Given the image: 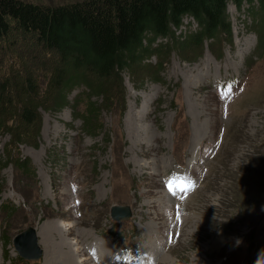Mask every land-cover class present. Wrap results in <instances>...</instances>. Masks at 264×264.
Returning a JSON list of instances; mask_svg holds the SVG:
<instances>
[{"label":"rangeland","instance_id":"obj_1","mask_svg":"<svg viewBox=\"0 0 264 264\" xmlns=\"http://www.w3.org/2000/svg\"><path fill=\"white\" fill-rule=\"evenodd\" d=\"M259 8L258 1L239 9L230 0L232 40L224 32L212 48L210 38L194 47L191 33L201 26L186 16L173 29L176 49L165 61L157 50L167 38L152 42L148 35L142 46L149 51L140 47L118 75L102 81L89 71L92 86L81 81L61 93L46 91L44 72L62 64L73 73L72 56L50 49L44 68L38 63L48 48L34 32L0 37V74L9 77L15 105L32 99L19 87L26 68L41 85L40 127H12L11 119L0 130V264H76L73 254L78 264H264ZM116 203L129 204L132 216L114 220ZM57 220L61 228L53 230ZM29 225L41 247L40 230L48 239L38 259L20 257L14 245Z\"/></svg>","mask_w":264,"mask_h":264},{"label":"trees","instance_id":"obj_2","mask_svg":"<svg viewBox=\"0 0 264 264\" xmlns=\"http://www.w3.org/2000/svg\"><path fill=\"white\" fill-rule=\"evenodd\" d=\"M229 1L83 0L46 6L21 0H0V37H10L12 32L19 28L25 33L34 32L39 44L48 48L47 54L41 56L38 63L44 68L46 59L52 56L50 49L58 52L64 59L72 56V68L75 70L73 73L69 67H63L62 64L46 69L44 72L48 76L46 91L56 88L61 93L66 86L79 85L81 81L92 86L89 71L102 81L118 75L129 66L131 61L136 60V53L140 47L143 48L142 42L148 35L151 36L152 42L161 37L167 38V41L161 42L164 47L157 50L159 59L164 56L165 61L172 50L176 49L177 42L173 29L182 25L186 16L193 17L201 26L200 29H195L191 33L195 36L194 47L201 48L204 45V39L210 38L212 48V42L217 41L214 40L215 37L217 35L223 37L224 32L230 34L232 40V22L227 12ZM231 1L239 9L242 8L244 1L250 5L258 1L260 8L253 11L254 17H257L258 22L260 17L262 21L264 20V0ZM258 12L261 14L260 17L256 14ZM255 21L256 19L254 23ZM186 36L189 37V35ZM258 44L264 45V37L259 39ZM143 50L146 51L145 48ZM220 54L222 52H217L219 57ZM17 56L21 55L18 53ZM38 58L34 57V59ZM81 67L84 70L79 72ZM13 71L23 72V67ZM7 76L0 74V130L8 127L7 123L11 119L12 127H22L28 131L34 127H40L41 117L38 106L41 85L35 72L31 68H26L23 81H19V87L23 89L25 97L32 98L20 106L15 105L13 96L11 98L12 93H9L7 87L9 80H4L9 79ZM64 97L65 103L67 97L66 99ZM9 101L13 103L7 105ZM85 110H88L87 104L83 110H80V114L85 113ZM85 118L86 123L89 124L91 117ZM25 131L23 130L21 134L24 135Z\"/></svg>","mask_w":264,"mask_h":264},{"label":"water","instance_id":"obj_3","mask_svg":"<svg viewBox=\"0 0 264 264\" xmlns=\"http://www.w3.org/2000/svg\"><path fill=\"white\" fill-rule=\"evenodd\" d=\"M132 214L129 204H113L111 215L116 220H125ZM14 244L21 256L27 259H38L43 255V248L38 242V233L33 225H29L25 230L19 232L14 237Z\"/></svg>","mask_w":264,"mask_h":264},{"label":"bare ground","instance_id":"obj_4","mask_svg":"<svg viewBox=\"0 0 264 264\" xmlns=\"http://www.w3.org/2000/svg\"><path fill=\"white\" fill-rule=\"evenodd\" d=\"M135 117H136V116H135ZM131 216H132V214H131ZM131 216H130V217H131ZM130 217H128V218H130ZM128 218H126V219H128ZM126 219H125V220H126ZM122 220H123V219H122ZM53 222H54V223H53L52 225H53L54 227L51 226V228H53V230L55 229V225L57 226V228H58V227L61 228V227H60V224H61L60 221L57 220V221H53ZM50 224H51V223H50ZM45 228H46V227H45ZM41 229H42V228H41ZM47 229L49 230V227H48ZM55 230H56V229H55ZM61 231H62V230H61ZM38 234H39V233H38ZM40 234L42 235V237H41L40 240H41V242H42L43 245L45 244L44 247H45L46 252H47L48 244H47L46 242H47L48 239L46 238V236H45V238H43V232H42V230H40ZM44 235H45V234H44ZM39 237H40V236H39ZM46 239H47V240H46ZM110 240H111V239H110ZM41 242H40V244H41ZM100 242H104V243H105V240L100 241ZM42 244H41V245H42ZM43 245H42V248H44ZM108 245H110V246L113 247V251H116V245L114 244V242H113L112 240L109 242ZM45 249H44V251H45ZM74 252H75V251H74ZM74 252H73V253H74ZM44 255H45V253H44ZM72 256L74 257V261L76 262V264H78V262L76 261V254H73ZM98 259H100V258H98ZM107 263L109 264L108 261H105L104 263H101V264H107Z\"/></svg>","mask_w":264,"mask_h":264},{"label":"snow or ice","instance_id":"obj_5","mask_svg":"<svg viewBox=\"0 0 264 264\" xmlns=\"http://www.w3.org/2000/svg\"><path fill=\"white\" fill-rule=\"evenodd\" d=\"M166 187L168 188L169 192L175 195V190L173 189L172 182H169ZM192 187V184L189 182L182 186L181 191H186L187 189H190Z\"/></svg>","mask_w":264,"mask_h":264}]
</instances>
